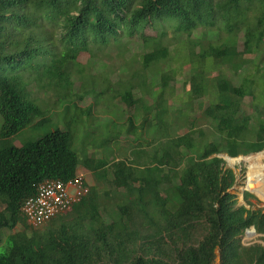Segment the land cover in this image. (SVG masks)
Wrapping results in <instances>:
<instances>
[{
	"label": "trees",
	"instance_id": "16d2710c",
	"mask_svg": "<svg viewBox=\"0 0 264 264\" xmlns=\"http://www.w3.org/2000/svg\"><path fill=\"white\" fill-rule=\"evenodd\" d=\"M159 23L173 26V41L164 42L166 33H147ZM200 29L202 37L192 39ZM214 30L218 40L206 43ZM241 32L248 44L244 53L236 47ZM180 36L187 45L174 51ZM136 38L150 49L141 55L143 68L160 83L157 102L145 108L140 128L133 114L146 104L135 99L134 90L151 94L155 84L149 74L136 87H113L118 89L114 100L122 96L134 108L123 118L128 138H135L130 158L111 167L106 160L83 159L74 149L71 124L26 146L14 145L25 129L47 123L49 116L31 98L35 82L53 92L55 105L65 101L77 120V102L92 96L85 89L97 95V86L111 84L109 77L102 82V75L88 79L86 69L99 59L92 48L112 45L120 51L118 58L128 61L124 56ZM198 46L202 51L196 54ZM187 49L182 63H197L200 70L191 79L192 93L201 98L215 90L204 113L215 132L211 138L194 121L182 125L180 111L173 112L166 98L175 73L165 67ZM83 55H90L85 63ZM207 67H228L235 76L247 69V74L234 86L225 77L209 81ZM261 70L264 0H0V246L6 245L0 264H215L218 258L220 264H264L263 245L242 243L251 228L264 242V210L253 208L250 199L256 197L249 192L244 193L246 205L240 204L232 192L237 176L220 157L264 151V109L256 106V113L248 115L241 106L247 96L256 100L254 76ZM75 74L85 78L82 95L73 93ZM93 105L83 111L92 115ZM141 131L152 137L144 139ZM164 162L159 182L153 178L154 166ZM126 166L146 175L127 180ZM81 167L98 182L109 177L112 187L104 192L90 187L75 217L31 227L21 213L25 202L37 196L45 181L69 182Z\"/></svg>",
	"mask_w": 264,
	"mask_h": 264
},
{
	"label": "rangeland",
	"instance_id": "374dc122",
	"mask_svg": "<svg viewBox=\"0 0 264 264\" xmlns=\"http://www.w3.org/2000/svg\"><path fill=\"white\" fill-rule=\"evenodd\" d=\"M154 27L155 28L148 29L147 33L151 35H155L157 32L161 34L166 33L167 35L163 39L164 42H170L175 39L172 25L167 23H159L158 25H154ZM203 33V29L195 31L192 39H199L200 37H202ZM218 37V31L214 30V32H211L207 35L205 41L206 43H216L215 41L218 40ZM179 38L182 39L181 42H173L174 51L177 48H182L183 46L187 45L185 44L187 42L186 37L180 36L178 37V39ZM128 41L129 40L127 38L124 40L125 43H127ZM135 41L136 42L132 44V50H129V52H127L126 54L127 56H124L126 59H128V61H123L122 58H118L120 57V51L115 49L112 45H110L109 47L95 46L92 48V51L96 53L95 57L97 56L99 57V59L95 61L96 65L94 67H89L86 69L88 79H95L97 75H100L99 77L101 78L102 75L101 81H106V77H109L112 85L110 84V86H106L104 88H102L100 85L97 86V95L94 94L93 88L85 89L87 93L88 90H90V95L92 96L86 97L85 99L79 100L77 102L79 107L77 120L74 118L71 109L67 107V103L65 101L61 102L59 106L55 105L54 103L57 102V98L53 94V92L46 91V88L41 87L38 83L35 82L34 85L30 88L31 98L38 102L39 107L43 111H45V117H49L46 124H41L39 127L30 126L29 128L25 129L20 135L15 137L13 139L14 145L18 147L26 146L30 143L38 141L43 136L55 130L58 126L61 129L65 130L66 127L71 124L76 134L74 149L79 152L83 159L89 158L94 159L95 161L106 160L108 162V167H111V165L117 160L125 161L127 158H130L129 152L131 150V142L135 138L133 136H131V138H128L127 132L129 126L126 119L123 118L132 115L134 108H129L122 101V96H118V101H115L114 98L116 97L118 89L113 87L128 83H131L132 85H134L133 87H136L142 80V78L149 74V80L152 81L153 84H155L153 85L154 87L152 86L153 88L151 94L144 95L140 92L141 90L137 88L134 90L135 99L142 98L143 102H145L146 104L145 107H139L138 110H135L133 114L135 117V124L140 128L145 114V108L153 106L157 102L159 87H157L156 85L160 83V79L158 77L154 78L151 72L148 73V71H145L142 66L143 63L141 60V55L149 52L150 49L144 46L142 47L140 43L141 39L136 38ZM236 47L239 53L248 51V44L244 39V32L238 34ZM201 51L202 46H198L196 48V54ZM187 54H189L188 49L176 53V61H173V63L165 67V71L171 70L175 73L174 79L170 81V85L167 88L166 98L169 100V106L173 112L178 113L180 111L179 116H181L180 120L182 125L185 123L191 125L192 121H194L195 127L197 129H203V131L205 132V136L207 138H211L213 137V134H215V132L210 124L207 123L206 119H204V113L210 105L209 95L210 93L214 94L215 90L206 93L204 97L201 98H198L194 93H192L191 79L200 70L197 69L199 66L197 63H192L191 61H185V63H182V58H184ZM173 55L175 54L173 53ZM254 56V54L245 55V57L247 58H252ZM89 58L90 55H83L80 60L85 63ZM100 68L102 71L100 70ZM205 71L208 72L207 78L209 79V81H212L214 77H219L221 79L225 77L230 82H232L234 86H240L242 77L247 74L246 69L241 71L239 76H235L236 74H234L232 69L228 67L216 70L214 68L207 67ZM253 72L254 71H249L248 73L253 74ZM254 77L257 80L256 86L259 85V89L256 91V100H254L251 96H247L246 98H244L241 105L243 114H255L256 106H261L260 110L264 109L262 107V103L264 102V70H261L260 75L258 74ZM84 81L85 78H81L80 74L74 75L73 93L81 95L83 94L82 85L84 84ZM102 90L104 92L101 93ZM95 97L97 99L96 104L98 105H93L95 103ZM91 105L94 106L93 114H86V111H83V109L89 108ZM42 119L43 117L37 118L36 123H38ZM71 121H73V123H71ZM187 131L188 130H185L184 132ZM182 132L183 131H180L179 134H181ZM140 136L143 138L145 137L142 134V131L140 132ZM148 137H152V135L150 134L144 139ZM107 139H112V141L107 144ZM259 154L240 156L238 159L242 160L239 164L237 163L235 165H231L229 161L226 162V169L233 170L237 176V183L232 189V192L238 196V200L241 205H246V202L242 198V194H244V192H242L241 190L246 188L249 167L252 164L249 163L250 161H247V159L255 157ZM221 157L225 160L226 158H228L227 155H221ZM262 165H264V160L262 162ZM79 170L81 171L79 173L87 174V181L91 188L95 186L97 189H99V191L104 192L108 191V189L112 187L109 177L106 183L98 182L85 167H81ZM123 174L127 180L146 175L145 173H141V171L131 166H126L124 168ZM156 176L153 175V178L158 181L161 174L157 172ZM131 185L132 184L129 185L128 190L131 189ZM123 191L127 190L123 189ZM251 194L256 197L250 199L251 203L254 205L253 208L255 210H264L263 198L255 192ZM57 223H60V220ZM6 233L9 234V232ZM260 242L264 243L259 236L248 239L243 236L242 238V243L245 246H250L256 243L259 244ZM5 248V244L1 245L0 253L4 252Z\"/></svg>",
	"mask_w": 264,
	"mask_h": 264
},
{
	"label": "built area",
	"instance_id": "2783aa9c",
	"mask_svg": "<svg viewBox=\"0 0 264 264\" xmlns=\"http://www.w3.org/2000/svg\"><path fill=\"white\" fill-rule=\"evenodd\" d=\"M89 192L82 173L69 182L47 180L40 186L37 196L25 202L22 217L34 229L44 227L69 213Z\"/></svg>",
	"mask_w": 264,
	"mask_h": 264
},
{
	"label": "bare ground",
	"instance_id": "6f19581e",
	"mask_svg": "<svg viewBox=\"0 0 264 264\" xmlns=\"http://www.w3.org/2000/svg\"><path fill=\"white\" fill-rule=\"evenodd\" d=\"M241 160L242 159H228L231 165H235L237 163L239 164ZM263 160L264 153L247 159V161H250L249 163H252L249 167L247 185L249 186V189L253 190L264 200V165H262Z\"/></svg>",
	"mask_w": 264,
	"mask_h": 264
},
{
	"label": "crops",
	"instance_id": "0c3cea01",
	"mask_svg": "<svg viewBox=\"0 0 264 264\" xmlns=\"http://www.w3.org/2000/svg\"><path fill=\"white\" fill-rule=\"evenodd\" d=\"M129 156H131V151L129 152ZM117 161H122V160H117ZM165 163V162H164ZM159 164L157 167H155L154 166V173H160L159 171H158V169H160V168H164L165 167V164ZM131 167H133V166H131ZM135 168V167H134ZM157 168V169H156ZM161 174V173H160ZM85 175V178H86V181L88 180L87 179V174H84ZM156 176V175H155ZM157 177V176H156ZM160 179H161V176H160ZM160 179H158V181L160 182ZM87 184L89 185V183H88V181H87ZM89 187H90V185H89ZM245 193V192H244ZM244 194H242V198L244 199V196H243ZM87 199V197L86 198H84V199H82L79 203H77L74 207H73V209L69 212V213H67L66 215H62V216H59V218H70V217H75V216H77V215H75L73 212H74V209H75V207L76 206H78L79 204H81L84 200H86ZM102 200H100V202H101ZM98 202V201H97ZM103 202H106V201H104L103 200ZM122 202V201H121ZM57 219V218H56ZM58 220V219H57ZM259 235V234H258ZM245 236V235H244ZM215 264H220V259L218 258L217 259V261H216V263Z\"/></svg>",
	"mask_w": 264,
	"mask_h": 264
},
{
	"label": "water",
	"instance_id": "95a60500",
	"mask_svg": "<svg viewBox=\"0 0 264 264\" xmlns=\"http://www.w3.org/2000/svg\"><path fill=\"white\" fill-rule=\"evenodd\" d=\"M230 158V157H229ZM230 159H232V158H230ZM238 159V158H237ZM226 160H227V158H226ZM242 192H245V191H248V192H250V193H254V191H252L251 189H249V186L246 184V188H244L243 190H241ZM256 236H259V237H261L262 235H258L257 234V231H256V229L255 228H251V229H249V230H247L246 231V233H245V237L248 239V238H251V237H256ZM259 244H261V245H263L264 246V243H259Z\"/></svg>",
	"mask_w": 264,
	"mask_h": 264
},
{
	"label": "clouds",
	"instance_id": "9594fccd",
	"mask_svg": "<svg viewBox=\"0 0 264 264\" xmlns=\"http://www.w3.org/2000/svg\"><path fill=\"white\" fill-rule=\"evenodd\" d=\"M262 152H264V151H262ZM262 152H260V153H262ZM256 154H259V153H256ZM248 156H249V155H248ZM220 157H221V156H220ZM227 157L229 158L230 156L227 155ZM221 158H222V157H221ZM228 158H227V160H225V159H224V160L227 162V161H228ZM230 158H231V157H230ZM237 158H239V157H237ZM237 158H232V159H237ZM79 172H81V171L78 170L77 174H78ZM82 174H84V173H82ZM76 176H77V175H76ZM84 177H85V175H84ZM74 179H75V178H74ZM85 180H86V178H85ZM62 182H63V181H62ZM86 184H87V181H86ZM87 186L89 187L88 184H87ZM89 189H91V188L89 187ZM245 192H248V191H245ZM89 193H90V192H89ZM249 193H250V192H249ZM87 196H88V195H87ZM87 196H86V197H87ZM86 197H85V198H86ZM21 213H22V211H21ZM54 220H55V219H54ZM54 220H53V221H54ZM51 222H52V221H51ZM48 224H49V223H48Z\"/></svg>",
	"mask_w": 264,
	"mask_h": 264
}]
</instances>
